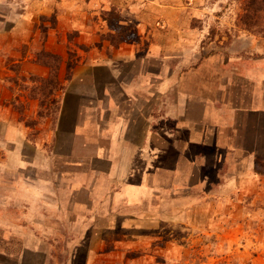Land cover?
<instances>
[{"label": "rangeland", "instance_id": "374dc122", "mask_svg": "<svg viewBox=\"0 0 264 264\" xmlns=\"http://www.w3.org/2000/svg\"><path fill=\"white\" fill-rule=\"evenodd\" d=\"M248 1L0 0V264H264V6ZM185 94L195 119L204 98L240 109L233 139L146 174L133 148Z\"/></svg>", "mask_w": 264, "mask_h": 264}, {"label": "crops", "instance_id": "0c3cea01", "mask_svg": "<svg viewBox=\"0 0 264 264\" xmlns=\"http://www.w3.org/2000/svg\"><path fill=\"white\" fill-rule=\"evenodd\" d=\"M62 44L63 42L59 44V47ZM115 62L116 65H114ZM123 62H125L124 57L121 56L118 57V59L109 60L108 65L110 64L111 66H108V69L112 76L116 78L120 76L124 65ZM81 63L86 64V61L83 60ZM95 66L98 65H96L94 62H91L86 66H81L83 68H90V72L85 73V75H89L91 77L90 86L87 87L90 91L97 90L98 88L97 83L93 81L95 80ZM76 78L79 80L82 79L80 70H77V72H75L73 75V80ZM73 93H80V90L74 89ZM192 100L193 98H191V96L185 94V99L181 100L180 102V106L182 108L181 113L177 117L172 116L173 125L169 127L168 130L166 129V126L162 125L161 121L157 120L158 117L153 115L152 119L155 122V125H153V130L152 127H148V132L143 135V142L141 144H136L133 148V151H136L137 154L146 158L147 162L145 163L144 167L146 174H148L147 172H150V174L153 175L158 171L164 170L168 171L173 177L176 178V176L181 173V164L183 162H186L189 166H191L192 163H197L199 154H204L203 156H206L207 154L213 153L214 158H216L219 151L221 152L222 149L227 148V140L233 139L231 136L226 139L222 136V134L228 129H236V113L237 111H240V109L230 106L229 104H225L227 112H223L218 106H216V101L209 98H204L203 100L200 99V102L204 103L202 117L200 119H195L190 116V114H188V112H190L189 104H191ZM228 112H234L232 113L233 116H230V119L226 117ZM141 118L149 123L150 119L146 118L145 115H142ZM74 123H78L76 116L74 117ZM123 126L125 130L121 131L123 136L122 138L125 143L127 140L132 145V141H130L128 138L130 126L128 129L126 125ZM157 127L159 129H165L166 133L157 131L158 134H156L154 130H156ZM75 131L76 129L74 128L73 132ZM113 139H116V136H113ZM155 139H158V141L162 140L163 145L159 144V142L156 143ZM129 147L132 149V146ZM228 148H231V146ZM233 149H240V147L236 146L233 147ZM211 150H214V152ZM18 153V150L15 151V154ZM114 164L115 160L113 162V165ZM114 167L115 165L113 166V170ZM131 170H133V167L132 169H129V171ZM111 177L113 178V176Z\"/></svg>", "mask_w": 264, "mask_h": 264}, {"label": "trees", "instance_id": "16d2710c", "mask_svg": "<svg viewBox=\"0 0 264 264\" xmlns=\"http://www.w3.org/2000/svg\"><path fill=\"white\" fill-rule=\"evenodd\" d=\"M247 5L251 11L258 13L264 6V0H249Z\"/></svg>", "mask_w": 264, "mask_h": 264}]
</instances>
